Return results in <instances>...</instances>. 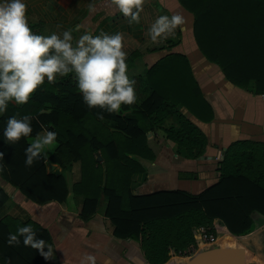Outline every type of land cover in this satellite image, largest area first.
<instances>
[{"label": "trees", "instance_id": "obj_1", "mask_svg": "<svg viewBox=\"0 0 264 264\" xmlns=\"http://www.w3.org/2000/svg\"><path fill=\"white\" fill-rule=\"evenodd\" d=\"M193 14L194 43L207 59L220 66L235 85L264 94V0H179ZM173 41V45L178 43ZM138 52L126 61L132 66ZM137 99L119 110L89 106L76 87L74 73L47 79L21 105L10 101L0 114V175L28 198L64 202L72 191L83 197L80 214L91 218L102 196L114 234L138 240L151 264H164L171 251H183L197 243L195 228L215 232L221 219L235 235L251 233L257 214L264 216V141L238 139L219 161L217 182L193 193L182 189L137 194L133 176L146 171L144 160L155 159L148 132L162 128L176 151L185 157L201 156L208 143L205 132L182 110L187 107L203 121L214 118L186 54L170 51L138 74ZM139 90V91H138ZM30 114L32 132L6 142L7 118ZM169 119H173L167 124ZM57 132L56 146L45 158L38 153L26 164L25 148L45 130ZM62 171H48V163ZM68 171H76L70 188ZM9 194L0 184V208ZM31 224L34 239L52 245L50 231L39 222L15 216L0 217V264H49L37 248L26 245L17 228ZM18 242L9 243V234ZM256 264V263H253Z\"/></svg>", "mask_w": 264, "mask_h": 264}, {"label": "crops", "instance_id": "obj_2", "mask_svg": "<svg viewBox=\"0 0 264 264\" xmlns=\"http://www.w3.org/2000/svg\"><path fill=\"white\" fill-rule=\"evenodd\" d=\"M27 2V15L35 31L48 34L51 31L62 32L69 29L74 38H78L83 31H90L94 35L101 30L109 33L122 32L124 47L128 53L126 60L134 52L139 53L132 66L128 64L130 77L138 80L135 84L137 87L140 84L138 74L170 51L182 52L188 56L193 73L215 115L211 121H203L185 106L181 110L205 132L207 146L201 156L185 157L176 151L175 144L167 139L162 128L149 131L148 141L155 152V159L144 160L146 171L133 176L132 187L135 193L147 194L173 189L198 193L218 181L221 175L219 161L223 150L233 141H264V94L255 91L253 81L246 88L235 85L219 65L205 57L194 43L193 14L184 9L179 0H143L139 20L132 22L119 11L114 0ZM173 13H180L184 17L183 23L177 25L165 39L151 41L147 33L151 23L161 14L171 16ZM178 39L179 42L173 45V41ZM13 102L18 104L14 100ZM21 104L23 103L18 105ZM168 121L172 122L173 119ZM51 150L45 149L48 156L53 152ZM49 163L55 166L53 170L62 171L58 163ZM77 176L76 171H68L70 188ZM0 184L9 194V199L0 208V217L11 215L19 219L32 218L50 231L53 255L49 264H151L138 240L114 234V224L106 215L105 196H102L95 214L86 220L80 214L83 197L76 195L72 189L64 202H37L28 198L1 175ZM256 217L257 222L264 220L261 214ZM214 228L215 232L224 234L223 243L227 240L235 242L236 236H244L232 234L219 218L215 219ZM197 229L195 228L197 243L183 251L172 250L169 260L164 264H190L200 253L210 249L201 246ZM219 244L214 248H218Z\"/></svg>", "mask_w": 264, "mask_h": 264}, {"label": "clouds", "instance_id": "obj_3", "mask_svg": "<svg viewBox=\"0 0 264 264\" xmlns=\"http://www.w3.org/2000/svg\"><path fill=\"white\" fill-rule=\"evenodd\" d=\"M119 11L138 21L143 0H114ZM27 0H0V114L4 113L10 101L24 103L30 95L47 81L52 83L58 75L74 73L76 87L83 100L91 107L99 105L111 112L119 110L122 103L132 104L136 99L135 80L130 77L124 47V36L120 31L99 34L83 31L74 38L69 29L48 34L35 31L27 15ZM180 13L171 16L161 14L147 29L151 41L159 42L173 33L183 23ZM32 132L30 114L7 118L3 138L6 142L27 137ZM57 132L46 130L37 134L26 148L25 163L32 164L38 153L52 145ZM3 152H0L2 155ZM23 235V242L37 248L46 258L53 255V247L44 251L45 240L34 239L36 235L31 224L17 228ZM18 242L16 234H9V243Z\"/></svg>", "mask_w": 264, "mask_h": 264}, {"label": "rangeland", "instance_id": "obj_4", "mask_svg": "<svg viewBox=\"0 0 264 264\" xmlns=\"http://www.w3.org/2000/svg\"><path fill=\"white\" fill-rule=\"evenodd\" d=\"M136 81L138 80H135V84ZM170 123L171 121L167 122V124ZM34 139H36V137ZM55 143L56 142L54 141L53 144L47 148L53 150L56 145ZM50 164L51 163L48 165L49 171L51 170ZM197 231L202 247L207 246L210 249H213L215 245L221 243L219 244V248L227 249L226 252L230 254L228 257L229 259L225 261L227 264H264V220H259L256 224V228L251 233L244 235L243 237L236 236L235 242L227 240L223 243L222 237L224 234L222 232H213V234L206 228H198Z\"/></svg>", "mask_w": 264, "mask_h": 264}, {"label": "water", "instance_id": "obj_5", "mask_svg": "<svg viewBox=\"0 0 264 264\" xmlns=\"http://www.w3.org/2000/svg\"><path fill=\"white\" fill-rule=\"evenodd\" d=\"M225 150H223V156H224ZM222 156V158H223ZM51 170L54 169V165L50 164ZM221 173V172H220ZM227 249L223 248H213L205 251L204 253H200L194 261H192L190 264H227L225 261L229 259V253L226 252ZM240 257V255H239Z\"/></svg>", "mask_w": 264, "mask_h": 264}]
</instances>
